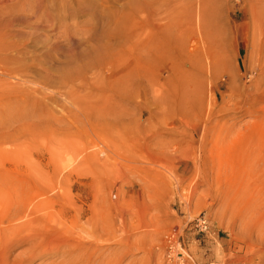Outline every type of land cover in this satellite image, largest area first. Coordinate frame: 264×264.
Listing matches in <instances>:
<instances>
[{
    "label": "rangeland",
    "instance_id": "rangeland-1",
    "mask_svg": "<svg viewBox=\"0 0 264 264\" xmlns=\"http://www.w3.org/2000/svg\"><path fill=\"white\" fill-rule=\"evenodd\" d=\"M198 1L0 0V264H264L263 0L207 3L212 72Z\"/></svg>",
    "mask_w": 264,
    "mask_h": 264
},
{
    "label": "bare ground",
    "instance_id": "bare-ground-1",
    "mask_svg": "<svg viewBox=\"0 0 264 264\" xmlns=\"http://www.w3.org/2000/svg\"><path fill=\"white\" fill-rule=\"evenodd\" d=\"M219 1V0H218ZM217 0H199L198 1V6H197V10H194V13H193V16H194V19H191V24H192V26H193V29H194V26H195V24H197V27H198V34L195 32V34L196 35H198V37H196L197 39H195V37H194V39H195V45H193L194 46V53H196L197 54V57L196 58H198V60L200 61V63H202L200 66L202 67V71H205V64H203V62H202V59H204V58H207V59H209V66H207V68L208 67H210L209 69H210V72H212V71H214V70H216V68L218 69V67H220V66H223V65H226V63H225V60H224V58L222 57V55H223V52H222V50H220V51H218V50H215V49H213V47H212V45H211V43H210V40H211V36L213 35L212 33H210L209 32V27H208V22H209V19L210 20H212L211 18H210V14H208V12H207V3H213V2H218ZM253 1V0H252ZM256 1H259V0H256ZM264 1V0H263ZM263 1H261L263 4H264V2ZM261 2H259L260 4H261ZM253 3H255L256 4V2L254 1ZM263 4H261V5H258V3L256 4V7H257V5H258V7H261ZM209 5V4H208ZM264 6V5H263ZM253 7V6H252ZM251 7V8H252ZM255 7V6H254ZM253 7V8H254ZM256 7H255V9H256ZM262 9H264V7H261ZM195 9V8H194ZM253 11H254V9H253ZM252 11V12H253ZM257 11V10H256ZM264 11V10H263ZM214 13V12H213ZM260 15H261V12H260V14H259V17H260ZM262 15H263V19H264V12L262 13ZM261 15V16H262ZM245 16H246V18L247 19H249V15H248V13H246L245 14ZM258 16V15H257ZM257 16H256V18H257ZM196 18V19H195ZM245 18V19H246ZM251 19H252V21H253V16L251 17ZM260 19H262V17H260ZM260 19L258 18V19H255L256 21L254 22L253 21V23H256L254 26H255V32L254 33H258V31L260 32V34L263 36L262 37V39H260V47H256V49L257 48H260V50L259 51H256V52H262V53H264V26H262V25H260V27L258 26L259 24V21H260ZM262 19V20H263ZM151 20V19H150ZM153 23H154V21H152ZM151 22V26H155L153 23ZM211 23V22H210ZM250 21H249V23H247L246 25H244L245 27H247V29L248 30H250ZM261 23V22H260ZM263 23V22H262ZM159 26H157V34L158 35H155V36H152L151 38V40H150V42L148 43V42H146V41H144V42H142L141 43V45L139 46V47H137V48H140V49H143L144 48V50H145V52H147V50H149L150 48L151 49H154L155 48V45L153 44L155 41H153V40H155V39H158L159 38V36H161V35H163L164 36V33H163V31H164V27H162V26H160V24H158ZM181 25H182V22H180V23H178V29H179V31H180V33H181V35H184V33H185V31L183 30V27L181 28ZM211 25V24H210ZM190 29V28H189ZM259 29H261V31L259 30ZM258 30V31H257ZM168 31V30H167ZM190 31V30H189ZM191 31H192V29H191ZM187 32V31H186ZM194 31H192V33H193ZM191 33V34H192ZM253 33V34H254ZM180 35V36H181ZM260 35V36H261ZM195 36V35H194ZM216 36V35H215ZM220 36V35H219ZM219 36H217V41L219 40L218 38H220ZM252 37H253V35H252ZM256 37V36H255ZM182 38V37H181ZM259 46V45H258ZM181 47V46H180ZM160 50L163 52V54H168L171 50H172V45H171V43H165V44H162V45H160ZM130 54H132V52L130 53ZM175 54V53H174ZM221 54V55H220ZM168 56H170V55H168ZM193 56H196V55H193ZM170 58V57H169ZM193 58V57H192ZM179 59H181L180 58V56H179ZM167 60V59H166ZM195 60H197V59H194V62H195ZM205 60V59H204ZM203 60V61H204ZM198 61V62H199ZM143 63V62H142ZM139 64V63H138ZM195 64V63H194ZM264 64V63H263ZM263 64H261L262 66H261V70H262V72L260 73V77H264V66H263ZM198 66V65H197ZM137 67V66H136ZM132 71H133V69H132ZM129 72V71H128ZM197 73V72H196ZM136 74V73H135ZM134 74V75H135ZM137 75V74H136ZM133 76V73L131 72V77ZM141 78H142V76H141ZM134 81V80H133ZM135 87V86H134ZM130 88H132V87H130ZM133 89V88H132ZM245 92V91H244ZM162 95V98L163 99H165L166 97H167V95H166V93H162L161 94ZM256 98H258V99H261V98H264V95H260V94H257L256 95ZM165 101V100H164ZM85 107V106H84ZM80 109H81V107H79ZM103 110V109H102ZM145 110V109H144ZM102 112V111H101ZM105 112V111H104ZM113 112H114V110H113ZM119 112V111H118ZM87 115V114H86ZM89 115V114H88ZM116 115V114H115ZM119 115V114H118ZM119 116H121V115H119ZM114 117V116H113ZM51 187H52V184H50V185H47V186H44V189H46V190H51ZM53 188V187H52ZM262 189V188H261ZM254 190V189H253ZM258 190V189H257ZM253 191L252 193H251V195H250V200H251V203L249 202V206H252V209H254L255 210V212L256 213H258V215H260L259 217H260V226L264 229V209L262 210L261 209V206L260 205H258V206H256V204L258 203L257 202V199H258V194L259 193H257L258 191L260 192V190H258V191ZM263 190V189H262ZM263 192V191H262ZM261 193V192H260ZM264 193V192H263ZM38 195H40L39 193H36V197L38 196ZM248 195H249V193H248ZM263 195V194H262ZM243 198V197H242ZM248 198V197H247ZM244 199V198H243ZM262 199H263V197H262ZM30 203H31V200H27V201H25L23 204H22V206H21V209L23 210V209H26L29 205H30ZM50 203H47V202H39L36 206H34V208H35V210H36V212H40V211H42L44 208H49V207H51L50 205H49ZM259 204V203H258ZM21 209L18 211V213H17V215H18V218H20L22 215H23V213H21ZM58 224H60V223H58ZM14 226V225H13ZM64 227H66L64 224H62L61 225V227H60V229H62V230H64ZM69 236H73V233H71ZM60 243L61 244H63V246H62V248H64L65 246H71V244L70 243H68L67 241H61V242H59V246H60ZM57 244V243H56ZM33 249V244L31 243L30 245H29V250H32ZM51 249V245H46V246H44V248L42 249V254H44V251H47V250H50ZM53 249H55V250H57L58 251V247L57 246H55V247H53ZM53 249H51L50 251H52ZM54 251V250H53ZM64 254H65V256H64V259H63V261H61L60 263H58V264H63V262L64 261H68L69 263H76L77 261H80V257L79 256H75V257H73V256H71L70 254L69 255H67L65 252H64ZM74 260V261H73ZM31 262L29 261V264H30ZM73 263V264H74Z\"/></svg>",
    "mask_w": 264,
    "mask_h": 264
}]
</instances>
